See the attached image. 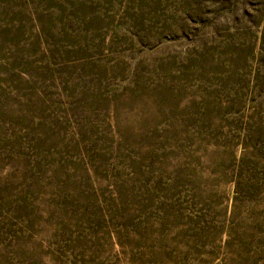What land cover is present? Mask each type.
<instances>
[{
	"label": "rangeland",
	"instance_id": "rangeland-1",
	"mask_svg": "<svg viewBox=\"0 0 264 264\" xmlns=\"http://www.w3.org/2000/svg\"><path fill=\"white\" fill-rule=\"evenodd\" d=\"M0 264H264V0H0Z\"/></svg>",
	"mask_w": 264,
	"mask_h": 264
}]
</instances>
